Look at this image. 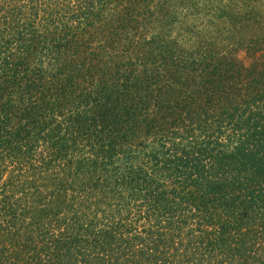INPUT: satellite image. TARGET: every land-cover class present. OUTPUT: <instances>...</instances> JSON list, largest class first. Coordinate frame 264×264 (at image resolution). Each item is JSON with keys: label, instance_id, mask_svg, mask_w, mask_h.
<instances>
[{"label": "trees", "instance_id": "16d2710c", "mask_svg": "<svg viewBox=\"0 0 264 264\" xmlns=\"http://www.w3.org/2000/svg\"><path fill=\"white\" fill-rule=\"evenodd\" d=\"M183 1L0 0V264H264V0Z\"/></svg>", "mask_w": 264, "mask_h": 264}, {"label": "rangeland", "instance_id": "374dc122", "mask_svg": "<svg viewBox=\"0 0 264 264\" xmlns=\"http://www.w3.org/2000/svg\"><path fill=\"white\" fill-rule=\"evenodd\" d=\"M211 1V5L204 0H185L174 4L164 18L166 29L173 37H217L220 26L225 25L217 18V7L222 5V1L220 4L219 0Z\"/></svg>", "mask_w": 264, "mask_h": 264}]
</instances>
